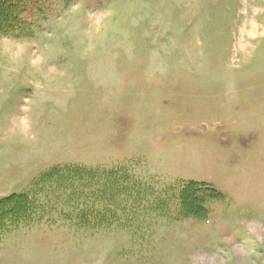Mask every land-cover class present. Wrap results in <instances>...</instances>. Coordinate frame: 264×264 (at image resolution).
Here are the masks:
<instances>
[{
  "label": "rangeland",
  "instance_id": "374dc122",
  "mask_svg": "<svg viewBox=\"0 0 264 264\" xmlns=\"http://www.w3.org/2000/svg\"><path fill=\"white\" fill-rule=\"evenodd\" d=\"M16 2L0 264H264V0Z\"/></svg>",
  "mask_w": 264,
  "mask_h": 264
},
{
  "label": "trees",
  "instance_id": "16d2710c",
  "mask_svg": "<svg viewBox=\"0 0 264 264\" xmlns=\"http://www.w3.org/2000/svg\"><path fill=\"white\" fill-rule=\"evenodd\" d=\"M6 0H0V5L2 4L3 6V11L5 12V14H7L8 16H11L10 12L8 11H12L13 12V9H15L16 7H18V2L14 3L11 7H8V3H4ZM27 1H30V0H25L24 4H26ZM7 6V7H6ZM3 13V12H2ZM1 14V13H0ZM185 191V190H184ZM183 191V192H184ZM191 202V201H190ZM186 203V201H185Z\"/></svg>",
  "mask_w": 264,
  "mask_h": 264
}]
</instances>
